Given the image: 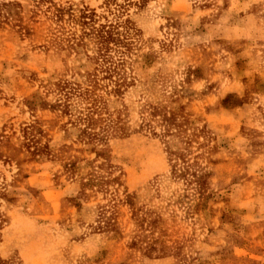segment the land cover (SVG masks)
<instances>
[{"label":"rangeland","instance_id":"1","mask_svg":"<svg viewBox=\"0 0 264 264\" xmlns=\"http://www.w3.org/2000/svg\"><path fill=\"white\" fill-rule=\"evenodd\" d=\"M0 264H264V0H0Z\"/></svg>","mask_w":264,"mask_h":264},{"label":"trees","instance_id":"2","mask_svg":"<svg viewBox=\"0 0 264 264\" xmlns=\"http://www.w3.org/2000/svg\"><path fill=\"white\" fill-rule=\"evenodd\" d=\"M80 19L82 20V27L84 28L82 41L86 45H93L96 48L99 57H104L107 67L101 65L100 70L104 69L105 73L111 74L112 67H115L116 69L115 63L113 64L112 62L110 64V60L112 59L109 57V54H111L113 50L111 45L114 43L116 45H124V42H122L120 39L118 28L112 24L105 25L99 23V20L96 19V14L88 10L82 12ZM116 86V93H120L121 88L124 86L123 83H121V80L116 82ZM228 99L229 98L225 99L224 103L227 102ZM163 123L165 124V130L167 132L172 131V129H176L177 127L179 130H177L178 136L180 138H183L187 134L186 131L183 130L182 123L177 120V116L175 114H173V116L165 115ZM193 136L197 138L199 137V135L196 134ZM172 155L178 156L181 160H183L184 167L178 171H175V173L178 178L184 180L188 190L191 191L192 195L194 196L193 202L197 201L196 205H200V202L206 198V193L208 191L207 179L210 173H208L206 169L200 168L195 169L194 172H192L191 169L193 166L189 163V161L186 160V157L183 154L180 152H174ZM89 182L92 183L91 180ZM191 207H193L192 203L190 205V208Z\"/></svg>","mask_w":264,"mask_h":264}]
</instances>
